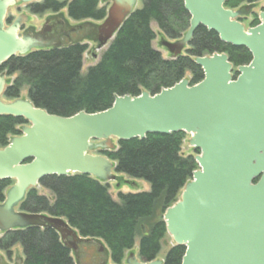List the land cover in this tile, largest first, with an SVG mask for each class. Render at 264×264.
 <instances>
[{
    "label": "water",
    "instance_id": "95a60500",
    "mask_svg": "<svg viewBox=\"0 0 264 264\" xmlns=\"http://www.w3.org/2000/svg\"><path fill=\"white\" fill-rule=\"evenodd\" d=\"M17 1L38 0H0V67L33 49L62 47L20 35L27 19L23 14L6 24L8 9ZM103 1L110 6L97 26L100 46L113 39L137 0ZM181 1L189 27L174 42L162 43L173 57L201 25L222 42L246 48L250 62L234 67L224 52L196 56L203 78L195 84L183 78L158 93L115 96L102 111L68 117L38 108L28 98L4 100L6 75L0 71V115L28 122L0 148V180L13 181L0 202V232L51 227L66 247L67 236L74 246L91 242L63 217L20 210L27 190L37 188L43 177L75 173L109 183L117 179V164L95 149L114 150L120 141L150 133L184 132L198 151V168L163 214L173 245L185 247L181 264H264V5L259 23L245 28L238 18L256 3L233 9L224 6L228 0ZM125 264H163V259L144 261L129 252Z\"/></svg>",
    "mask_w": 264,
    "mask_h": 264
},
{
    "label": "trees",
    "instance_id": "16d2710c",
    "mask_svg": "<svg viewBox=\"0 0 264 264\" xmlns=\"http://www.w3.org/2000/svg\"><path fill=\"white\" fill-rule=\"evenodd\" d=\"M99 1L42 0L33 4L32 11L41 13L66 7L67 16L72 20L100 21L106 15V8L100 7ZM258 1L228 0L224 6L236 8L244 2ZM141 2L142 6L119 27L98 62L84 73L82 57L87 48L82 44L38 49L11 57L1 65L0 71L17 75L9 80L3 98H19L21 89L26 87V97L33 105L68 117L79 111H102L111 106L115 96H136L142 91L158 93L184 77L195 84L203 78L202 69L194 62L196 56L224 52L234 67L250 62L252 56L246 48L222 42L217 33L201 25L182 54L163 58L152 46L156 33L151 22L175 40L186 32L190 15L181 0ZM258 23L256 15L251 25ZM26 123L23 117L0 115V148L6 146L12 136L19 135ZM184 135V132L150 133L144 138L120 141L114 150H94L114 160L117 173L147 181L149 191L120 192L117 202L111 197L109 185L92 176L52 175L39 182L51 197L40 194L37 188H30L18 207L26 212L63 217L81 237L103 241L110 259L116 264L133 249L137 236L138 257L144 261L154 260L166 234L163 213L177 200L178 193L197 168L193 155L182 153ZM12 183L9 179L0 180V202ZM17 243L23 249V264H75L70 250L51 227L32 226L5 232L0 238V249L9 254L10 248ZM184 252V246H171L163 264H181Z\"/></svg>",
    "mask_w": 264,
    "mask_h": 264
},
{
    "label": "rangeland",
    "instance_id": "374dc122",
    "mask_svg": "<svg viewBox=\"0 0 264 264\" xmlns=\"http://www.w3.org/2000/svg\"><path fill=\"white\" fill-rule=\"evenodd\" d=\"M58 1H63V0H58ZM67 1H70V0H67ZM40 2H41V0L36 1V2H32V4L40 3ZM242 4L246 5L245 2ZM99 6L100 7L103 6L107 10V8L110 6V1L100 0ZM141 6H142L141 0L136 1V8H140ZM261 11H263V1H259L254 6L251 14L240 19L241 23L245 26V28L252 27L251 22L253 21V19L256 15L258 16V14ZM61 12L63 14L62 16L65 19H67L70 23L75 22V21L70 20L67 17L66 7L62 8ZM21 14L25 15L27 18L25 23L23 24V26L24 25L26 26V23H29L30 25L38 28L41 21L43 20L42 16L37 15V14H30L27 9H24V4H18L17 3L8 9L6 24L7 25L10 24V22H12L14 19H17ZM101 22L102 21H99V20L95 21V23H94L95 30H97V26H99L101 24ZM151 28L156 33L155 39L152 42L153 48L158 50L161 53L163 58H165V59L170 58L171 57L170 53L168 52L166 47L163 46L162 43L164 41L174 42L173 39L168 38L164 33H162L158 29L155 22H151ZM97 32H98V30H97ZM96 36H97V34H96ZM93 37H95V36H93ZM98 38L99 37L94 38L96 40L95 42L94 41H89V42L87 41V49L83 53V57H82V72L83 73L86 71V69L88 67H90V66H92L98 62L102 53L105 51V49L108 47V45L111 42V39H109L105 42V44H102L100 46ZM16 75H17V73H15L13 75H6L7 84L9 82V80L12 81L16 77ZM186 78H188V77H186ZM26 92H27V88L23 87L21 89L19 97L20 98H26ZM26 124H24V125H26ZM189 137L190 136L187 134L184 135L181 150H182V153L185 155H188V154L195 155V154H197V152L194 151L189 146V143H188ZM113 173L116 177L121 178L118 181H116V179H115V180L110 181L108 183L109 192L111 194V197L113 198V200H115L117 202H119V200H120L119 196H118L120 192L128 193V192H138V191H149V189H150L149 183L143 179L130 178L129 176H127L125 174L116 173L115 171H113ZM37 190L40 194L46 195L47 197H51V193L47 189L42 188L40 185L37 187ZM179 196H180V192L178 193L177 199L179 198ZM2 236H3V234L0 232V238ZM138 240H139V237L137 236L136 240H135L134 247L131 250L133 253H135L136 256H137ZM76 245H77L76 252L71 251V253H70L75 264H116V263L112 262V260L110 259L109 253H108V251H106V249H105L106 247H104L105 246L104 243H103L104 246L99 244L98 242L96 243L97 247H102V249L99 250V252H98L99 254H98L97 258L93 257V256H84V251H85V255H86L87 249L93 250L92 247L86 246V245H90V244H84V243L77 242ZM172 245H173L172 238L170 237L169 234L166 233L165 237L161 241V250L158 254L159 259H162L165 257L167 251L169 250V248ZM127 254L128 253L126 252L125 255H127ZM23 260H24L23 249L19 243L13 245L10 248L9 254L7 253V251L0 249V264H23ZM119 264H125L124 258L121 261V263H119Z\"/></svg>",
    "mask_w": 264,
    "mask_h": 264
},
{
    "label": "flooded vegetation",
    "instance_id": "af4514ba",
    "mask_svg": "<svg viewBox=\"0 0 264 264\" xmlns=\"http://www.w3.org/2000/svg\"><path fill=\"white\" fill-rule=\"evenodd\" d=\"M17 3L22 4L21 2H17ZM32 6H33L32 3L24 4V9H27L30 14H37L42 16L43 20L41 21L38 28L30 25L29 23H26V26L25 25L23 26V24L25 23L24 22L21 25L19 32L20 35L25 34L36 38L37 39L36 43L40 45L51 46L60 43V46H65L70 42L71 44L76 43V44L85 45L87 48V41L95 42L96 40L94 38L100 36L97 30H95L94 27L95 20L93 19H85L80 21L72 20L75 22L70 23L67 19H65L62 16L63 14L61 10L53 11L49 9L41 13H34L32 11ZM244 10H245L244 12H246V15L241 16L240 17L241 19L243 17L248 16L252 12V9L249 8H246ZM40 49H53V48L48 47V48H40ZM34 50H38V49H34ZM72 240H73L72 237L70 236L66 237V241L70 250L74 248V243L72 242ZM89 243L91 244L86 246L92 247L93 250L87 249L86 255L84 251V256H93L97 258L99 254L98 252L102 248L97 247L94 241H91Z\"/></svg>",
    "mask_w": 264,
    "mask_h": 264
}]
</instances>
